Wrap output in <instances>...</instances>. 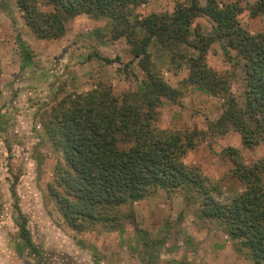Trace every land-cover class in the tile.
Returning a JSON list of instances; mask_svg holds the SVG:
<instances>
[{
    "label": "rangeland",
    "instance_id": "obj_1",
    "mask_svg": "<svg viewBox=\"0 0 264 264\" xmlns=\"http://www.w3.org/2000/svg\"><path fill=\"white\" fill-rule=\"evenodd\" d=\"M17 1L0 0V264H254L234 249L216 224L195 218V201L186 204L176 193L169 197L159 192L135 203L134 225L125 221L109 228L97 223L82 230L68 225L50 192L57 189V172L64 165V155L44 128L50 109L70 95L103 85L113 95L124 97L147 82V72L160 78L181 95L171 101L162 99L154 126L179 133L197 132L196 146L187 151L183 162L220 184L221 201L241 190L238 179L232 177L236 165L224 150L234 148L239 159L232 160L252 167L264 159V147L246 148L232 131L211 134L222 100L184 83L189 58L197 56L188 46L196 41L194 35L170 48L154 40L148 56L133 61L134 45L124 36L115 37L124 26H117L111 18L80 14L65 22L61 37L41 40L25 26ZM216 1L236 3L243 9L237 17L240 27L250 35H264V11L251 17L248 10L258 0ZM189 2L147 0L130 10L140 19L152 14L172 16L177 5ZM206 4L207 0H199L200 7ZM118 14L130 17L120 9ZM215 27L209 17L197 13L190 31L207 38ZM19 41L25 45L23 52ZM116 57L119 62L111 64L102 59ZM235 57L221 39L210 45L204 62L215 72H232ZM240 79L238 72L232 87L236 96L243 89ZM261 174L264 182V172ZM15 203L27 221L37 252L19 237ZM135 226L153 244L148 251L141 245Z\"/></svg>",
    "mask_w": 264,
    "mask_h": 264
},
{
    "label": "trees",
    "instance_id": "obj_2",
    "mask_svg": "<svg viewBox=\"0 0 264 264\" xmlns=\"http://www.w3.org/2000/svg\"><path fill=\"white\" fill-rule=\"evenodd\" d=\"M146 1L18 0L17 7L25 26L41 40L61 37L65 22L80 14L109 17L117 26H124L115 37L124 36L134 45L133 61L147 57L154 40L170 48L194 35L197 42L188 46L197 51V56L189 58L190 70L184 83L222 100V111L212 124L211 134L232 131L240 136L244 147H264V35H250L240 27L237 17L243 9L236 3L221 4L216 0H207L202 8L199 0H190L186 6L177 5L172 16L152 14L140 19L130 7ZM119 9L127 11L131 19L118 14ZM248 10L251 17L258 16L264 11V0H258ZM197 13L216 24L212 36L206 38L195 30L191 33ZM138 37L141 39L137 41ZM221 39L236 53L232 72H215L204 62L210 45ZM18 43L23 52L25 45ZM102 59L108 64L119 62L117 57ZM237 71L243 88L238 96L232 91ZM180 95L147 72V82L124 97L100 85L59 101L50 109L44 128L45 135L57 141L64 155V165L57 172V189L51 188V195L68 225L82 230L97 223L109 228L125 221L134 225L135 203L159 192L169 197L176 193L186 204L195 201V218L216 224L238 253H244L254 264H264V159L247 167L232 160L239 159L237 150L225 149L236 165L232 177L238 179L241 190L228 200H219L223 195L220 184L183 162L187 151L196 146L197 132L179 133L154 126L162 99L171 101ZM11 193L16 199L15 192ZM14 209L19 237L32 252H37L16 203ZM135 230L148 251L153 244L146 241V233L136 226Z\"/></svg>",
    "mask_w": 264,
    "mask_h": 264
},
{
    "label": "crops",
    "instance_id": "obj_3",
    "mask_svg": "<svg viewBox=\"0 0 264 264\" xmlns=\"http://www.w3.org/2000/svg\"><path fill=\"white\" fill-rule=\"evenodd\" d=\"M190 88H192V87H190ZM193 89H194V87H193ZM193 92H194V90H193ZM195 92H198V91H196V90H195ZM198 93H199V92H198ZM190 94H191V93H190ZM195 95H197V96H198V94H197V93H196ZM201 95H202V94H201Z\"/></svg>",
    "mask_w": 264,
    "mask_h": 264
}]
</instances>
